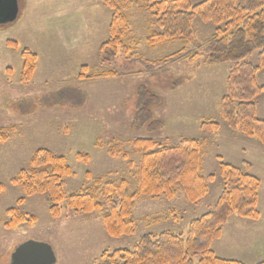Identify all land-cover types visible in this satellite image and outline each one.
Instances as JSON below:
<instances>
[{"label":"rangeland","instance_id":"1","mask_svg":"<svg viewBox=\"0 0 264 264\" xmlns=\"http://www.w3.org/2000/svg\"><path fill=\"white\" fill-rule=\"evenodd\" d=\"M133 2L127 11L132 37L138 40L136 52L129 57L119 51L110 62L103 60L100 47L109 38L112 11L102 0H18L17 18L0 25V133L10 136L0 141V183L4 184L0 191V264H11L16 248L28 240L51 244L57 256L55 264H92L101 260L104 251L132 249L146 233L171 231L186 238L191 220L211 210L221 193L220 156L260 178V218L249 221L244 229L239 216L234 215L236 222L232 228L226 227V234L235 235L239 245L222 247L217 239L212 249L222 257L247 264L264 261V146L257 137L230 128L221 115L220 100L228 91L227 79L234 65L210 63L204 53L203 44L216 26L195 20L202 47L193 62V45L184 40L150 46L147 37L156 29L152 14L141 0ZM26 48L38 56L35 73L27 83L21 81V52ZM178 51H182L179 57L154 65ZM249 60L257 64V54ZM83 65L88 66V75L108 69L118 75L81 79ZM257 81L264 85V69L258 72ZM140 85L152 86L161 97L154 113L164 118L166 125L159 131L147 132L144 127L139 114ZM255 103L258 116L264 119V93ZM204 119L219 122L221 129L203 133L200 126ZM135 137H151L166 145L176 144L183 137L200 140L203 173L216 175L208 195L198 203L188 201L181 191L173 201L163 196L141 199L133 210L135 233L117 238L107 234L102 212H76L63 203L62 216L54 218L49 194L26 196L23 187L11 182L21 169L30 166L37 149L47 148L64 155L76 174L65 178L68 195L88 187L97 177L126 178L134 190L136 167L114 157L112 151L124 150L138 164L140 155L132 143ZM78 153L89 154L90 162L78 160ZM87 171L92 174L90 178ZM21 197L25 201L18 204ZM11 207L34 215L36 220L7 228V210ZM244 243V250H236ZM192 258L198 264L201 255Z\"/></svg>","mask_w":264,"mask_h":264},{"label":"trees","instance_id":"2","mask_svg":"<svg viewBox=\"0 0 264 264\" xmlns=\"http://www.w3.org/2000/svg\"><path fill=\"white\" fill-rule=\"evenodd\" d=\"M112 11L109 38L100 49L105 62L112 61L121 53L134 55L138 40L132 37L131 16L128 9L133 0H102ZM151 12L152 30L147 37L150 46L184 40L193 45L190 61L199 58L202 44L196 37L194 22L197 18L216 26L213 35L203 44L204 53L210 63H232L234 66L227 79L228 91L220 100V112L228 126L248 136L257 137L264 146V119L258 116L256 98L264 93V85L257 81V74L264 69V0H141ZM17 46V42L9 41ZM136 45V46H135ZM184 51V50H182ZM182 51L175 52L154 62L161 65L177 58ZM257 54L258 62L249 60ZM23 66L21 81L29 82L36 70L38 56L30 49L21 52ZM130 57V56H129ZM88 66L81 67L80 78L114 77L112 69L88 75ZM181 81L173 85L178 88ZM139 114L144 118L147 132L164 128L166 121L155 115L160 95L149 85H140ZM201 130L212 134L221 129L217 121L204 119ZM10 136L0 133V141ZM133 147L139 153L138 164L124 150L112 151L114 157H122L131 168L136 167L137 186L132 190L126 178H94L91 185L67 194L65 178L75 176L64 155L47 148L37 149L31 157L30 166L21 169L11 179L13 185L23 187L26 196L47 193L50 196V213L54 218L62 216V204L76 212H102V223L108 235L122 237L134 234L136 221L133 210L144 198L163 196L169 201L177 198L181 191L186 199L198 203L210 190L215 174L203 173V143L192 137H183L176 144L166 145L151 137H135ZM100 145V143L98 142ZM78 160L88 164L90 155L78 153ZM220 175L223 187L214 207L191 220L188 235L184 238L171 231L142 235L135 246L104 251L101 260L92 264H195L192 256L199 253L198 264H247L242 260L222 257L212 249L213 242L223 235L224 226L234 216L258 220L260 218L258 176L239 166L225 162L220 156ZM250 166V163H247ZM91 173L86 172L90 178ZM4 184L0 183V191ZM25 197L18 199L22 204ZM7 228L23 223H33L34 215L19 212L16 207L7 210ZM257 264H264V261Z\"/></svg>","mask_w":264,"mask_h":264},{"label":"water","instance_id":"3","mask_svg":"<svg viewBox=\"0 0 264 264\" xmlns=\"http://www.w3.org/2000/svg\"><path fill=\"white\" fill-rule=\"evenodd\" d=\"M18 16V0H0V25L13 22ZM57 256L51 244L28 240L12 255L11 264H55Z\"/></svg>","mask_w":264,"mask_h":264},{"label":"crops","instance_id":"4","mask_svg":"<svg viewBox=\"0 0 264 264\" xmlns=\"http://www.w3.org/2000/svg\"><path fill=\"white\" fill-rule=\"evenodd\" d=\"M233 220H235V217L233 218H231L229 221H228V223L224 226V229H223V235H222V237L220 238V239H218V241H219V243H220V245L223 247V246H227L228 244H233V245H239V239L238 238H236L235 239V235H233V237H231V235L230 234H226V232H227V228L230 226H232V225H234V224H232V223H234V222H236V221H234L233 222ZM239 220L241 221V224H242V226L244 227V229L248 226V223H249V221H253V220H250V219H246V218H241V217H239ZM253 222H256V221H253ZM240 223V222H239ZM239 223H238V225H239ZM227 227V228H226ZM232 228V227H231ZM20 242H22V241H20ZM245 244L246 243H244V244H241L240 246H237L236 248V250H244L243 249V247L242 246H245ZM236 250L234 251V252H236ZM229 254V253H228ZM219 255V254H218ZM236 255V254H235ZM221 256V255H220ZM237 256V255H236ZM227 257V256H226ZM230 258H234V257H230Z\"/></svg>","mask_w":264,"mask_h":264}]
</instances>
